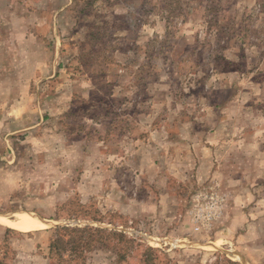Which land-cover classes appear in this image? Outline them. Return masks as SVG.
Returning a JSON list of instances; mask_svg holds the SVG:
<instances>
[{
    "label": "rangeland",
    "instance_id": "rangeland-1",
    "mask_svg": "<svg viewBox=\"0 0 264 264\" xmlns=\"http://www.w3.org/2000/svg\"><path fill=\"white\" fill-rule=\"evenodd\" d=\"M23 1L0 2V264H249L232 224L264 205V0ZM22 212L48 224L9 227Z\"/></svg>",
    "mask_w": 264,
    "mask_h": 264
},
{
    "label": "crops",
    "instance_id": "crops-1",
    "mask_svg": "<svg viewBox=\"0 0 264 264\" xmlns=\"http://www.w3.org/2000/svg\"><path fill=\"white\" fill-rule=\"evenodd\" d=\"M0 2H1V0H0ZM41 2L44 3V1H41ZM11 4L15 5V6L17 5L18 7H22V5L25 4V1H23V0H21V1L11 0ZM43 12H44L43 10L40 12L38 18H39V21L44 22ZM16 13H17V11H16ZM5 15L6 14H4L3 12H0V18H1L0 20H2V18H4ZM28 15H29L30 20L35 18V13H29ZM19 18H20V16H17L15 14V12L13 11V14L10 17V20H14V19L17 20ZM237 19H238L237 15H235V16L228 15V17L225 18V21H227V20H231V21L235 20L236 21ZM23 20H25V18H23ZM23 33H24V35H26L25 36L26 41L31 42V40H32L31 37L34 36V28L32 27L31 30L25 29V32H23ZM225 35H228V34H225ZM229 37H230L229 39H232L235 36L232 35V33H231V35H229ZM226 41L222 45L221 51H223V53H225L227 51H230V53H231V51H232V52H234V55L236 58L239 57L238 56L239 53H241L242 50L244 49V47L246 48V46H247L246 43H244V32L242 30L240 32L239 38H236V39L234 38V41H232V40H229V42H226ZM235 62H237L235 64V67L237 69V67H239L238 64L240 61H239V59H236ZM3 66H5V65H3ZM9 67L12 68V65L10 64ZM31 67H32V65H31ZM7 77H9L8 79L11 82L12 78L17 77V75L15 74V72H10L7 74ZM3 82H0V83H3ZM228 84H231L230 86H232L233 83H228ZM234 95H243V94L240 91L238 92L237 89H234ZM227 127H228L227 125L226 126L225 125H219L216 128H212L211 130H213V131L208 133V139L206 142L207 143L209 142V145H211V146H212V144H216V142H219V141H216L215 138H217V137L222 138V136H225L224 133H225V130L227 129ZM189 142L191 144V148L201 149V152L199 153L201 155V158L199 157L200 166H201V168L203 167L204 169L206 167L207 168L206 170H208L207 173L204 174V178H202V179H206V178H209L210 176H213L214 174L212 172L210 173V169H211V166L209 167L210 160H209V158L206 159L207 153L205 151V149H206L205 147L207 146V144L205 142L201 143L202 141L200 139L190 140ZM254 173L255 174H251V176H250V178H251L250 181H251L252 185L248 186L246 184V181L248 180L246 176H243L242 179H240V181L236 182V184H238V187L236 189V193H238V198L245 197L247 192H251L250 194H252V195H255L256 192H259L258 191L259 189H256V187H257L256 186L257 185L256 180L258 178L257 177L258 173H257V171H255ZM236 213H239V211ZM263 213H264V205H262L260 203H255L250 207V214H249L250 217H248V216H246V217L245 216H243V217L238 216L237 217L236 216L237 218L235 219V222L233 221V224H232V226H234V228H236V231H235V233L237 235L236 240L240 244L239 245L240 252H241L242 256L245 257V260L248 261L249 264H258L259 261H257V260L260 258L262 260H264V255L261 257V254H258L256 256V258H254V255H251V253L253 251H255V248L259 249L260 252L262 250H264V248H260L258 246H255L258 244L264 245V243H263V239H264V216L261 215ZM259 216H261V217H259ZM254 243H256V244H254ZM245 250H247V251H245ZM256 251H258V250H256Z\"/></svg>",
    "mask_w": 264,
    "mask_h": 264
},
{
    "label": "bare ground",
    "instance_id": "bare-ground-1",
    "mask_svg": "<svg viewBox=\"0 0 264 264\" xmlns=\"http://www.w3.org/2000/svg\"><path fill=\"white\" fill-rule=\"evenodd\" d=\"M36 215V214H35ZM19 213L15 216V220L12 225H9L11 228H15V230H24V231H36L44 229L47 225L46 222L42 221L37 215ZM43 219V218H42ZM3 221V220H2ZM5 221V220H4ZM7 222V221H5ZM13 228V229H14Z\"/></svg>",
    "mask_w": 264,
    "mask_h": 264
},
{
    "label": "trees",
    "instance_id": "trees-1",
    "mask_svg": "<svg viewBox=\"0 0 264 264\" xmlns=\"http://www.w3.org/2000/svg\"><path fill=\"white\" fill-rule=\"evenodd\" d=\"M56 231H67L68 229H67V227H56V229H55ZM73 230H77V231H79V232H83V233H85L86 231H92L93 229L92 228H90V227H85V228H77V229H73ZM94 232H96V233H103V232H105V231H101V230H99V229H94L93 230Z\"/></svg>",
    "mask_w": 264,
    "mask_h": 264
},
{
    "label": "water",
    "instance_id": "water-1",
    "mask_svg": "<svg viewBox=\"0 0 264 264\" xmlns=\"http://www.w3.org/2000/svg\"><path fill=\"white\" fill-rule=\"evenodd\" d=\"M42 220V219H41ZM42 221H44V220H42ZM44 222H46V221H44ZM47 224H48V222H46Z\"/></svg>",
    "mask_w": 264,
    "mask_h": 264
}]
</instances>
